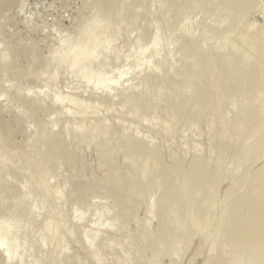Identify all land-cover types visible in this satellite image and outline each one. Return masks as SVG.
Returning a JSON list of instances; mask_svg holds the SVG:
<instances>
[{
	"label": "rangeland",
	"instance_id": "rangeland-1",
	"mask_svg": "<svg viewBox=\"0 0 264 264\" xmlns=\"http://www.w3.org/2000/svg\"><path fill=\"white\" fill-rule=\"evenodd\" d=\"M1 1L0 5L6 2L8 4L1 5L2 10H0V109H3L4 121L16 128L14 139L16 147L20 146L18 153L9 149L10 152H8L5 147L3 150L14 154V156H20L25 146L31 144V139L39 134V120L46 122L51 128L49 137L54 142V148L58 143V148L63 146L69 149L66 148L67 152H64L56 166L41 168L43 172L40 173V177L31 180L27 179V174H30L27 172L28 166L31 164L29 161H25L22 166L20 163L17 164L16 160L8 162L5 166H0V179L4 178L5 183L7 180L8 189H10L2 192L0 188V195L12 198L14 193L15 197L19 198L16 205L5 203L0 206V264H155L154 262L156 264H248V253H244L240 262L233 259L225 260L229 256L228 254L224 258L228 247H220L222 239L217 237H224L220 224L223 215L225 216L233 202L241 201L246 196L251 186L250 176L264 163V155H260L259 160L247 158L248 150L252 149L258 139L264 136V118L260 124L254 121L249 126V128L251 126L254 128L251 127L253 130L250 129L249 138L246 139V137L244 142L241 141L243 143L232 144L225 147L224 152H219L221 143L219 139L221 138L214 136L213 138L211 132L215 131L213 128L218 126L217 124L220 122L218 116L224 109L229 120L236 116L240 109L237 104L226 105L227 107L221 104L220 108L214 107L218 112L210 127L208 116H211L207 113L208 110L204 111L203 119L199 118L195 126L178 121L185 119L183 113L179 112V117L175 119L176 123H179L177 125L170 123L171 129L169 130L170 127L167 126L169 122L162 111V106L169 97L163 96L162 98V95H157L152 102L147 96L142 97L138 103L133 101L134 104L130 94L142 91V88L145 89L144 84L148 81L149 73L152 72L150 70L155 66L154 62L158 64L162 55L166 64L162 63L165 66L176 67L182 71L185 61L181 56V50L184 45H187L186 42L188 43L191 35L194 34L193 36L197 40V36H201V29H207L211 25V12L219 0H208L205 4L200 2L201 5L199 4L200 0H198V4L196 0H192L195 2H192L194 6L189 3L187 7L188 5L190 7L177 9L175 12L170 11L169 8L172 9V7H170L169 0H99L101 1L99 6L94 0H5L6 2L2 1L3 3ZM240 1L244 2V0ZM183 2L176 0L174 3L177 5ZM239 9L247 11L246 21L251 29L249 34L262 33L264 0H246ZM187 10L189 11L187 12ZM223 14L224 12L221 11L220 16ZM223 18H218L220 24L215 26L212 35L218 34L216 42L219 44H222V38H225L223 40L226 41L223 43L228 44V47L224 44L225 51L227 48L234 47L238 57L240 54L244 55L243 51L247 52L249 43L247 44V41L245 46L240 45L243 40V32L238 30L241 33H227L225 36L226 27L231 25L232 17L228 20L225 17L224 21H221ZM183 21L187 24L185 28L184 25L182 26ZM85 24L89 28L91 26V32L99 45L95 50V55L83 60L79 64L81 68L79 69L72 63L74 62L73 54L76 55L77 52L72 53L69 50L73 46L72 43L79 45L77 40L82 39ZM157 34L159 36L162 34V37L165 38L164 42L162 38L161 45H158L161 55L158 54L156 58L160 57L159 60L154 57L155 49L151 45ZM159 36L160 39L161 36ZM79 41L81 43V40ZM261 42L262 48L254 52L251 57L256 60L262 59L259 67L264 68L262 38ZM168 43H170L168 45H171L170 47H166ZM70 45L72 46L69 48ZM209 49L207 47V50ZM32 52L35 56L38 53V58L30 62L28 57L33 55ZM59 52L67 54L70 63L66 59L67 57H64L65 55L60 58ZM191 53L187 52L188 55ZM214 53L212 56L203 54L210 58L209 62H206L204 57L203 59L199 58L200 56L196 59V61L205 62L204 71H208L209 66H212L213 69L215 67V70L221 67V60L216 58ZM152 57H154V64L150 62L151 59L153 60ZM177 57H180L179 63ZM244 63L246 62L244 61ZM229 65L230 71L225 74L223 72L221 75L217 72L220 79L214 80L212 84L221 80L225 81L231 72L242 73L236 62L232 61ZM171 71L174 70L168 69L165 78L173 75ZM159 76L153 80L154 84L161 82ZM186 78L189 80L190 77L187 75ZM226 86L229 95L236 94L243 101L257 99L254 94L256 90L252 95H248L241 85ZM257 91L261 93L260 90L257 89ZM262 91L264 94V89ZM180 94L178 93L176 98ZM129 95L130 97H128ZM196 95L197 93L188 96L194 98ZM261 96L264 97V95ZM261 96L259 95V98L264 102V98ZM215 98L223 97L216 95ZM30 101L39 104L38 106L34 104L31 110V104L27 105ZM212 103L215 105V101ZM248 114L253 116L255 112L252 109ZM181 117L182 119H180ZM182 123L183 125H180ZM166 126L169 128L167 129ZM173 127L175 128L172 129ZM105 128L110 129L107 132ZM251 130L254 132L252 133ZM97 131L99 133L126 131L135 138L140 137L147 142H155L161 148L163 157L166 160H174L177 166L195 156L201 157V164L203 161L207 164L206 169L202 171L205 177L208 176L206 179L210 182L207 189L203 190L205 194L207 193L206 197L203 195V191L199 192L202 193L199 196L201 198L204 196L203 199L207 198V201L201 200L199 196V198L194 196L193 202L190 201L188 205L192 206L191 203H194L195 200L197 205L199 200L208 204L206 203L205 206V203L201 202L206 210L204 209L205 212L200 215H197L196 208L195 211H192L194 209L192 207L187 212L189 217L186 218V222L196 228L193 227L192 234L195 235L193 234L190 243L188 240V243L183 241L180 242L181 247L180 245L178 248L175 247L177 250L179 249L178 251H182V254L179 255L176 250L177 252L172 251L177 254L176 257L171 256L173 254H168L169 251L172 253L171 249L169 250L170 247L166 244L162 245L160 250L158 248L151 249L149 255L140 250L141 244L138 243L139 241L141 243V239L138 238L142 235L140 233L144 226H148L152 233L149 234V239L155 240L157 238L155 236H158V217L155 219L154 217L158 214L160 208L158 200L160 201L163 197L160 196L163 191L160 188L155 189V182H151L146 188L147 199L142 208L134 206L136 202L133 198L126 203H123L122 200L121 202L118 199L114 200L107 195L108 191L105 189L109 190L108 188L103 187V190L102 186H97L94 181L91 182L89 178L91 174L98 180L106 169L104 167L102 171V167L99 165L100 161L98 162L95 145L97 146L100 142L102 134ZM89 132L97 136V141L92 144L87 139H82ZM75 133L76 135H74ZM45 139L46 142H49L47 138ZM37 145L39 146L40 143ZM3 150L0 149V154L3 153ZM236 153L239 157H234ZM66 156L69 157V160L65 158L66 160L62 161V158ZM10 158L12 157L10 156ZM13 159L15 158L13 157ZM199 164L193 166L192 170H200ZM79 167L84 169L82 179L75 176L79 172ZM69 178L71 179L69 180ZM2 179L0 185L3 182ZM95 186L97 187L95 188ZM21 187L24 189L23 193L20 190ZM233 188L235 189L232 190ZM87 189L89 190L86 191ZM47 190L48 192L51 190L53 193L45 194ZM88 192H91L90 196ZM182 192L184 190L180 191L182 195L186 193ZM158 204L159 207H157ZM124 206L129 209H125V213L120 214L119 212ZM135 207L137 210L140 208L139 212L135 210ZM188 208L186 207V209ZM150 209H155L154 216L149 214ZM173 210L169 213L175 216L176 211ZM190 213H195L196 217L190 216ZM170 214L167 215V218L171 220ZM50 221L53 224L43 228V224ZM176 223L180 224V222ZM94 237L97 243L96 248L92 246ZM145 238L143 242L148 241V238ZM212 242L216 243V246ZM12 243L17 247L16 250L10 252L7 246ZM135 250H137L136 253H134ZM151 254L156 257L153 259L152 256L150 257ZM128 255L129 258H126ZM157 255L160 256L156 260ZM168 255L170 256L166 257ZM263 259L260 260V263L258 261L255 264L264 263Z\"/></svg>",
	"mask_w": 264,
	"mask_h": 264
},
{
	"label": "bare ground",
	"instance_id": "bare-ground-1",
	"mask_svg": "<svg viewBox=\"0 0 264 264\" xmlns=\"http://www.w3.org/2000/svg\"><path fill=\"white\" fill-rule=\"evenodd\" d=\"M2 1L6 2L5 0H2ZM2 1H1V3H3ZM175 1L176 0H169V2L171 3L170 7H172V9L169 8L170 11L175 12V10H177V9L178 10L179 9L180 10L185 9V7L186 8L190 7L189 5L187 7V4L192 3V2L195 3L192 0L191 1L190 0H182V1H184L182 4L176 5L174 3ZM196 1L198 4V0H196ZM207 1L208 0H200L199 4H200V2H201V4H205ZM245 1L246 0H244V2ZM94 2L97 4V6H99L98 4L101 1L94 0ZM244 2H242L240 0H219L218 3L216 2L217 4L215 5V8L211 12V17H210L211 25L207 29L203 28V29H201L202 31L200 30L201 36L198 35L197 40L194 38V36H193L194 34L193 35H191L192 33L189 34V35H191L190 36L191 38L190 37H189L190 39L188 38L189 41H188V43L186 42L187 45H184L183 49L181 50L182 51L181 56L184 57V61H185V63L183 64L182 71L178 70L176 67L171 68V67H167L168 65L165 66L164 64H166V62L162 58L163 55L161 56V60L158 62V64H156L157 62H154L155 66L153 65L154 64L153 63L154 57L156 58V56L158 54L161 55L160 50H158L159 49L158 45H161V43H162L161 39L162 38H163L162 39L163 42L165 39L164 36L162 37V34L160 35L161 37L159 36V34H157L156 38L154 39V41L152 40V43H151V45L155 49L154 55L155 54L156 55L154 57H152L153 60L152 59L150 60V62L153 63L152 65L154 67L152 65H150L153 67L152 68L153 70L150 68L151 69L150 72L151 71L152 72L149 73L148 81L147 80H146L147 82L145 81L146 83L144 85L146 87H144L145 89L142 88V91L138 90L139 92L130 93L131 99H133L132 102L134 101L137 103L142 97L145 98L147 96H149V98L151 99L150 101L154 100L153 98H155L157 95H159V96L162 95V98H163V96L166 98L169 97L168 101L166 100L165 104H163V106H162L163 115H164V117H166V119L169 122V124L167 126H169L170 128L166 126L167 129L169 128V130L171 129L170 123L172 125L173 124L177 125L179 123V122L176 123V120H175V119H177V117H179L178 116L179 112L183 113L182 115L185 116L184 118L186 120L182 119V117H181L180 119H182V120H178V121H183V122H186L187 124L190 123L191 125L195 126L196 121H198L199 118L202 117V119H203L202 115H203L204 111L208 110L207 113L210 114V116L212 117V119H211V117L208 116V118H210V121L208 120L209 121L208 124L210 127V125L212 123H214L213 121L216 119L215 118L216 113L218 112V110L215 109L214 107L220 108L221 104H223L224 107H227L228 105L234 106L237 104L240 107V109H239V112L236 114V116L233 118L234 120L233 119L229 120L230 118L227 117V114H225L226 110L224 109V111L220 112V114L218 116V119L220 121L219 124H217L218 126L216 128H213L215 131H213L211 128L212 137L214 136L216 138L217 137L221 138V139H219V140H221L219 152H224L225 147L231 146L232 144L236 145L235 143H239V142L243 141L246 137H247L246 139H248L250 129L254 128L252 126H251L252 128L251 127L249 128V126L252 123H254V121H256L260 124V121L264 118V104H263L264 102H262L263 99L259 98V95L260 96L264 95V94H262L263 93L262 89H264V68L259 67L260 63L262 62V59L256 60V59H253L251 57L252 54H254V52H256L258 49L262 48L263 44L261 42V38L263 39V42H264V27H262L263 32L260 34H249V31H251V29H250V26H248V23L246 21L247 11L244 9H241V10L239 9L240 5H243ZM193 3L190 5H193ZM3 4H8V3L6 2ZM3 4H1V5L4 6ZM1 5H0V10H2ZM200 5H199V7H200ZM5 6H7V5H5ZM179 6H180V8H179ZM168 7H169V5H168ZM168 7H166V8H168ZM165 11L167 12L169 10H165ZM188 11L189 10H187V12ZM221 11L224 12L223 16H220ZM221 17L222 18L226 17L225 19H227V20L230 17H232L231 25L226 27V30H225L226 33H224V35L225 34L227 35V33L232 34L234 32H238V33L243 32L242 33L243 34L242 35L243 40H242V43L240 45L246 44L247 41H248L247 44L249 43V45H248L249 47H247V52H245L246 50L243 51L244 55L240 54V56L238 57L235 54V48L234 47L233 48H227V51H225L226 50V49L224 50V44L225 43H223V42H225L226 40H223L224 37L222 38V44H219L216 42L218 39V37H217L218 34L212 35V33L216 28L215 26H219L220 23L218 22V20H219L218 18H221ZM224 18H223V20H221V19L220 20L224 21ZM105 21L107 22V19ZM185 21L187 22V20H185ZM183 23L184 24H182V26L184 25V28H185L187 26V24H185L184 21H183ZM85 25H86V27L83 26L84 32L81 31V32H83V34H82L83 37L81 36L82 39H78V40L76 39L79 42V45L73 41L75 44L72 43L73 46L72 45L68 46L69 48L72 46L69 51H71L72 53L77 52L76 55L73 54V57H74L73 61L74 62H72V63L74 64V66H78L79 69H81L79 64L83 60L91 58L92 56L95 55V50L97 49V47L99 45V42H97L96 37L91 32L92 31L91 26H90V28H91V30H90V28L87 27L88 25L87 24H85ZM246 28H248V29H246ZM238 30H240L241 32ZM158 36L160 37V39L158 38ZM187 37H188V34H187L186 38ZM198 37L199 38L201 37V38L199 39ZM167 38H168V41L171 42V40H169V37H167ZM79 40H81V43ZM165 42H166V40H165ZM169 44L170 43H168L167 46L166 45L165 46L170 47L171 45L168 46ZM220 46H221V48H220ZM225 46L228 47V44H225ZM207 47H209L210 49L207 50ZM19 48H23V47H19ZM29 48H30V46H29ZM240 48H242V47L240 46ZM66 51L67 50H65V52ZM191 51H193L194 54H193V52L191 53ZM187 52H190L191 54L188 55ZM243 52H241V53H243ZM204 53L207 55L209 54V56H212V54L214 53L216 58H220L221 64H222L221 67L219 69L215 70V67L213 69L212 66H209L210 67L209 70L204 71L205 62L204 61L200 62L201 60L196 61V59L200 56L199 58L203 59V57H204V60L206 62H209L210 58H208L207 56H204L203 55ZM31 54H33V52ZM37 54H36V56H35V54H33V55H31V57L30 56L28 57V58H30L29 59L30 62H33V60L35 61L36 58H38ZM63 55H65L64 56L65 58L67 57L66 56L67 54L62 53L60 58H62ZM64 57H63V59H64ZM229 57H230V59H229ZM68 58H69V56L66 59L68 60ZM159 58L160 57H158L156 59L159 60ZM178 59H179V61H178V63H179L180 57ZM158 60H156V61H158ZM61 61H62V59H61ZM68 61L70 63V60H68ZM232 61L237 63V65L239 66L238 69H241L242 73L238 72V73L234 74L233 72H231L229 78L226 79L225 81L221 80V81H218L216 84H212L214 80L220 79L219 76L221 75V73L224 72V74H225L228 71H230L229 70V66H230L229 64H231ZM244 61L246 63H244ZM162 62H165V63L163 64ZM59 64H60V62H59ZM62 64H63V61H62ZM168 69L174 70V71H171V74H173V75L170 76L169 78H165V75L168 73ZM259 69H260V71H259ZM257 71H259V72L257 73ZM217 72L220 73V75L216 74ZM187 75L190 77L189 80H188V78H186ZM241 75H243V77H240ZM158 76H159V80L161 82L158 84H154L153 80L157 79ZM161 77H162V79H161ZM211 77L213 78V80ZM177 83H179V84H177ZM226 85H228L229 87L241 85V87L244 89V92L245 91L248 92V95H252L253 92H255V90H256V92L254 94L256 95L257 99H254L252 101H250V100L249 101L248 100L243 101L236 94L229 95L227 93L228 89H227ZM175 89H176V91H175ZM257 89L260 90L261 93L259 91H257ZM178 93H181V94L176 98ZM196 93H197V95L194 98H191V96H188L189 94L194 95ZM216 95L223 97V98H215ZM128 97H130V95ZM262 98H264V97H262ZM128 99H130V98H128ZM143 100H145V99H143ZM213 101H215V105H213V103H212ZM127 102H128V100H127ZM141 102H142V100H141ZM34 104L36 106H38L39 103L30 101L27 105H30L31 110H32V107H34ZM252 109L255 112V114L253 116L248 114L249 111ZM221 110H223V109H221ZM2 112H3V109H0V149L3 150V147H5V150L8 152L12 151L14 153L15 152L18 153V148L20 149V146L16 147V141L14 139V133L16 131L15 130L16 128H14L13 126H10L9 125L10 123L4 121V118L2 117ZM148 112H150V111H148ZM180 116H181V114H180ZM14 117H17V116H14ZM206 123H205V125H206ZM258 123H256V124H258ZM39 124H40V125H38V129H40L39 134H36L31 139V141H30L31 144L25 146V149L21 151L20 156L19 155L14 156V154H12V153L9 154L5 150L2 151L3 153L0 154V166L1 167H2V165L5 166V164H7L8 162L13 161V160H16L17 161L16 163L17 164L20 163L21 166L24 165L25 161H29L31 164H30V166H28L27 172L30 174H27V176H28L27 179L31 180L32 178L40 177L39 176L40 173L43 172L41 170V168L48 167V166L54 167V165L55 166L57 165L58 161H60L59 159L61 158V156L64 154V152H67V149H69V148L66 147L67 148L66 149L63 146H62V148H58V145H59L58 143L55 145V148H54L53 147L54 142H52L50 137H49V129H51V128L48 126V124L46 122H44L42 120H39ZM261 124H262V122H261ZM180 125H183V123ZM174 128L175 127H173L172 129H174ZM105 129L108 132V130L110 128H105ZM252 130H251V132H252ZM256 130H258V129H256ZM254 131H255V129H254ZM92 132H94V131H92ZM92 132H89L88 135H86L82 139L83 140L87 139V141H89L91 144L94 143L95 141H97L96 140L97 136ZM97 132L99 133V131H97ZM107 132H103V133L100 132L99 133V134H102V137L100 135H98L101 137L100 142L97 144V146L95 145L96 151L98 153V156H97L98 162L100 161L99 165L102 167V168L101 167L100 168L102 169V171H103L104 167L106 169H105V171H103L102 177L100 179L98 178V180H96L94 178V175L91 174L89 176L91 182L94 181L97 184V186L100 185V186H102V188L103 187L108 188L109 190L105 189L106 191H108L107 195L111 196L114 200L118 199L119 202H121V200H122L123 203H126L129 201V199L133 198L136 202V204H134V206H136L137 208L138 207L142 208V205H144L143 203L147 199L145 191H146V188L149 186V184H151V182L156 183L155 189L160 188L163 191V193H161L162 195H160L163 197H161L160 201L158 200V202L160 204L159 211L157 212L158 214H156V217H154V219L158 217V219H157L158 220V225H157V228H158L157 229L158 230L157 235L158 236L154 235L155 237H157L156 238L157 240L156 239L152 240V238H150V239L148 238L152 233H150L148 226H144L143 230H141V233H140L142 235L140 236V234H138L140 236V238H138V239L139 240L141 239V243H140V241L138 243V244H141V246H139L140 250L141 251L143 250V252L145 254L149 255L150 254L149 252L151 251V249H154V248L155 249H157V248L161 249L162 245L166 244L170 247L169 250L171 249V252L172 251L175 252L177 250V248L179 247L178 245H180V247H181L180 242H183V241L187 242V240H188L190 243L191 238L194 234V233L192 234V232L194 231L193 227H195V226H193L191 224L189 225L186 222L187 221L186 218L189 217V215L187 216V212L192 207V208H194L192 211H195V208H196L197 215H200V214L205 212L206 208L203 207L204 204L202 205V203H205V202L201 201L202 202L201 203L200 200H199L198 205L196 204L197 203L196 200H195L196 203L195 202L191 203L192 206L188 205V204H190V201L193 202L194 196H195V198H197L200 194H202L199 192L207 189L208 184H210V182L206 179V177H208V176L205 177L202 173V171H204L206 169L207 164L204 161L201 164V157L195 156L188 161H184V163L182 165L177 166V164L174 162V160H172V161H170L169 159L166 160L163 157L161 148H159L155 142H152V143H151V141L147 142L144 138H140V137L135 138L132 135L128 134L126 131H122L120 133L119 132L107 133ZM252 133H251V135H252ZM74 135H76V133ZM82 136H84V135H82ZM72 137H74V136L72 135ZM45 138H47L50 143L46 142ZM83 140H80V141L84 142ZM243 142H241V143H243ZM38 143H40L39 146L37 145ZM263 147H264V136H262L260 139H258V142H256V144L254 145V147L252 149L248 150L247 158L249 160L254 159V158L258 159L260 155L261 156L264 155V154H261L262 152H264ZM240 148H241V146H240ZM35 150L37 152H34ZM240 151H241V149H240ZM240 151H238V152H240ZM32 154H33V156H32ZM236 155H237V153H236ZM236 155H234V157H239L238 155L237 156ZM10 156L12 158H10ZM13 157L15 159H13ZM65 158H67L69 160V157L66 156V157L62 158V161ZM196 164H199V168L201 171L197 170V169L192 170V167L195 166ZM82 167H84V166H82ZM82 167H79L78 174L77 175L75 174V176H77V178L80 177L78 179H82V177H84L83 176L84 169ZM15 173H16V171H15ZM73 173H72V175H73ZM250 177H251V186L249 188V191L247 192L246 196L241 201L233 202L231 208L228 211L226 210L227 213L225 214V216L223 215V219L220 222L221 229L224 233L223 234L224 237L219 236L217 238L219 239L221 237V239H222V240H220V242H221V244H219L220 247H224V246H225V248L228 247V249L226 248L224 258L228 254H229V256H227V258H225V260L226 259H228V260L233 259L235 261L240 262V260L243 258L244 253H248L249 254V256L247 257L248 264L253 263V262H254L253 264H255L258 261L260 263V260L264 258V163L261 164L253 172V174ZM1 179H2V177H1ZM70 179L71 178H69V180ZM84 179H86V178H84ZM3 180H4V178L2 179V181ZM90 180H89V182H90ZM5 181H6V183L3 181L2 184L0 185L2 192L6 191V190L7 191L10 190V189H8L7 180H5ZM104 182H105V184H104ZM97 186H95V188ZM16 187H15V189H16ZM19 187H20V185H19ZM99 189H101V188H99ZM234 189L235 188H233L232 190H234ZM20 190L22 191L24 189L21 187ZM88 190L89 189H87L86 191H88ZM94 190H96V189H94ZM103 190H104V188H103ZM182 190H184V192H182L183 194L186 192L184 195H182L180 193V191H182ZM47 192H48V190L46 191L45 194L53 193V191H51V190L48 193ZM119 192H121L120 193L121 196L119 195ZM17 193H19V192H17ZM22 193H23V191H22ZM88 193L90 196L91 192H88ZM197 193H199V194L197 195ZM203 193H204V191H203ZM206 194L204 193L203 195H205V197H206ZM15 195L13 193L12 198L7 197V196H3V195H2L3 196L2 197L0 195L1 196L0 206L5 205V203L16 205V203H18L19 198L15 197ZM71 196H73V195L71 194ZM75 196H76V194H75ZM199 197L201 198V196H199ZM203 197L201 198V200L203 199ZM206 199L205 200L203 199V200L207 201ZM206 203H205V206H206ZM159 204L157 205V207H159ZM193 204H194V207H193ZM195 205H197V207H195ZM136 207H135V210L137 212H139L140 208L137 210ZM157 207H156V209H157ZM186 207L187 208L189 207V208L186 209ZM127 208H128L127 206H124L119 213L120 214L125 213V211H126L125 209H127ZM133 209H134V207H133ZM154 210L155 209H150L148 211L149 214H151V215L153 214V216H154V212H155ZM171 210H173L174 212L176 211L175 216L174 215L172 216L169 213V211L171 212ZM173 211H172V213H173ZM167 212H168V214H170L171 220L167 218L168 217ZM116 213H118V212H116ZM134 213H136V212H134ZM224 213H225V211H224ZM57 215L59 216V214H57ZM191 215L195 216L196 214L190 213V216ZM195 217H193V218H195ZM151 218H152V216H151ZM175 220H177L176 222H180V224H177L175 222ZM182 223L184 224V226H182L183 225ZM52 224L53 223H51V221L47 222V224H43V228H46ZM58 226H59V224H58ZM179 226H182V227H179ZM95 237H94L92 246L97 245V243L95 241ZM145 237L148 238L147 239L148 241L143 242V241H145V240H143ZM192 240H194V239H192ZM94 243H96V244H94ZM213 243L214 242H212V244ZM214 245L216 246V243H214ZM176 246H177V248H175ZM16 247L17 246H15L12 243V244H9V246H7V249L11 252L13 250H16ZM98 247H99V245H98ZM139 247H138V249H139ZM94 248H96V246ZM174 248H175V250H174ZM97 249H99V248H97ZM93 252H94V250H93ZM136 252H137V250H135L134 253H136ZM174 252L170 253V251H169L168 254H170V255L173 254L171 256L176 257L177 254H175ZM182 253H183L182 251H178L179 255ZM211 253H213V252H211ZM93 254H95V253H93ZM184 254H185V252H184ZM214 254H216L215 251H214ZM170 255H168L166 257H169ZM151 256H152V254L150 255V257ZM159 256L157 255L156 260L158 259ZM153 257H156V255L152 256V258ZM174 257H173V259H175ZM126 258H129V255ZM152 258H150V259H152ZM147 259H149V258H147ZM130 260H131V258H130ZM170 260L172 261L171 258H170ZM153 261H155V260H153ZM235 261H233V262H235ZM244 261H245V259H244ZM263 261H264V259H263ZM125 263H126V261H125ZM154 263L156 264V262H154ZM261 264H264V263H261Z\"/></svg>",
	"mask_w": 264,
	"mask_h": 264
}]
</instances>
